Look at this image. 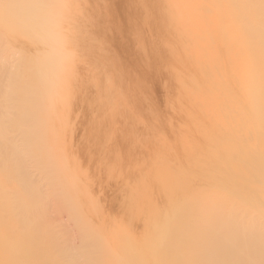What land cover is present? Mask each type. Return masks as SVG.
<instances>
[{
    "label": "bare ground",
    "instance_id": "1",
    "mask_svg": "<svg viewBox=\"0 0 264 264\" xmlns=\"http://www.w3.org/2000/svg\"><path fill=\"white\" fill-rule=\"evenodd\" d=\"M0 264H264V0H0Z\"/></svg>",
    "mask_w": 264,
    "mask_h": 264
}]
</instances>
